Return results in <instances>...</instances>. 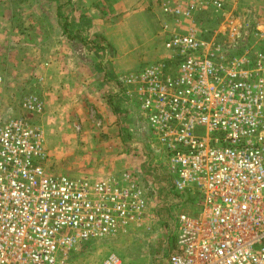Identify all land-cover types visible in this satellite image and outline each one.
I'll return each instance as SVG.
<instances>
[{"label": "built area", "instance_id": "2783aa9c", "mask_svg": "<svg viewBox=\"0 0 264 264\" xmlns=\"http://www.w3.org/2000/svg\"><path fill=\"white\" fill-rule=\"evenodd\" d=\"M228 1L164 0V16L186 31L168 36L164 60L120 80L164 159L152 164L147 153L149 169L178 202L200 197L194 216L168 204L155 264H264V53H229L195 25L205 11L227 21ZM228 26L234 41L242 26ZM20 109L0 122V264H69L84 245L144 219L147 188L130 173L93 181L51 171L31 121L43 100L28 93ZM101 264L121 262L112 253Z\"/></svg>", "mask_w": 264, "mask_h": 264}, {"label": "rangeland", "instance_id": "374dc122", "mask_svg": "<svg viewBox=\"0 0 264 264\" xmlns=\"http://www.w3.org/2000/svg\"><path fill=\"white\" fill-rule=\"evenodd\" d=\"M71 4V0H0V122L6 120L13 112L21 113V101L28 93L34 92L43 100L38 88L39 79L44 78L46 67L50 65L49 59L57 47L60 44L62 47L68 44L71 49L70 42H82L83 38L87 37L73 32L70 26L73 19L62 15L65 10H71ZM226 10L231 14L227 21L210 11L195 16V25L201 38L210 40L214 37L215 41L221 42L223 48L232 54L264 53L261 38V35L264 36V0H229ZM229 24L242 26L239 37L234 41L229 36ZM186 27L187 22L174 24L169 19H163L160 32L157 28H152V40L133 53V63H136L132 71L125 73L129 75L141 72L164 60L167 55L165 40L173 33H184ZM43 114L44 110L41 115L32 117L31 121L44 133L49 156L46 162L48 168L56 173L93 181L105 178L107 174L100 173L105 166L104 159L100 157L94 160L89 156L88 148L92 150L93 147H87V144L83 143L76 145L75 137L73 142L56 140L53 135L56 126L53 121L44 125ZM68 124L70 125V121ZM69 127V131L76 129V126ZM67 137L70 139L68 135ZM79 146L84 150L78 151ZM91 170L95 173H89ZM161 181L164 188L167 187V181L164 178ZM147 194L150 203V193ZM159 200L164 201L155 208L148 207L144 219L138 224H131L125 232L113 239L83 246L70 257L69 264H101L103 259L112 253L120 258L121 264H154L153 254L164 241L168 232V219L172 216V211H169L165 201H172L176 214L185 213L192 216L197 214L200 204V197L190 192L186 193V197L183 196L180 202L178 196L172 198L167 193L161 195Z\"/></svg>", "mask_w": 264, "mask_h": 264}, {"label": "crops", "instance_id": "0c3cea01", "mask_svg": "<svg viewBox=\"0 0 264 264\" xmlns=\"http://www.w3.org/2000/svg\"><path fill=\"white\" fill-rule=\"evenodd\" d=\"M163 1L71 0L73 7L62 15L73 19V32L87 37L70 42L71 49L60 44L38 86L44 101L42 122L53 121L56 140L73 142L75 137L76 145L92 146L89 156L104 159L100 173H130L147 188L148 207L152 208L163 203L159 198L167 187L161 181L165 177H157L149 169L152 160L147 153H154L152 164H160L162 159L158 148L149 145L146 121L137 103L125 96L120 80L133 70L136 62L132 56L152 40L153 29L160 32L167 19L161 11ZM69 126H76V132L69 131ZM79 150L84 149L79 146ZM171 202L165 201V205Z\"/></svg>", "mask_w": 264, "mask_h": 264}, {"label": "trees", "instance_id": "16d2710c", "mask_svg": "<svg viewBox=\"0 0 264 264\" xmlns=\"http://www.w3.org/2000/svg\"><path fill=\"white\" fill-rule=\"evenodd\" d=\"M89 245V244H86V246ZM85 246V245H84Z\"/></svg>", "mask_w": 264, "mask_h": 264}]
</instances>
